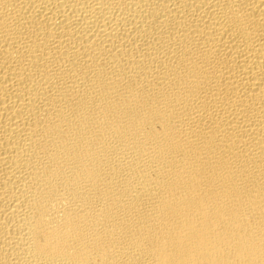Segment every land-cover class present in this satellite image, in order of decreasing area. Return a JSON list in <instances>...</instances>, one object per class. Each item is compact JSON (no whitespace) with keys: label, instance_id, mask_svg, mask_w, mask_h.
<instances>
[{"label":"bare ground","instance_id":"6f19581e","mask_svg":"<svg viewBox=\"0 0 264 264\" xmlns=\"http://www.w3.org/2000/svg\"><path fill=\"white\" fill-rule=\"evenodd\" d=\"M0 264H264V0H0Z\"/></svg>","mask_w":264,"mask_h":264}]
</instances>
